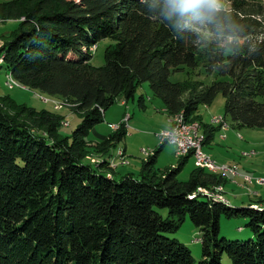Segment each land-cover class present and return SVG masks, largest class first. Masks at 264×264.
I'll return each instance as SVG.
<instances>
[{
	"label": "trees",
	"instance_id": "1",
	"mask_svg": "<svg viewBox=\"0 0 264 264\" xmlns=\"http://www.w3.org/2000/svg\"><path fill=\"white\" fill-rule=\"evenodd\" d=\"M228 2L203 26L166 20L156 0L0 2V21L18 24L0 35V72L70 103L82 118L62 137L61 115L0 96V264H196L167 236L188 216L202 234L198 264H227L225 255L228 264H264V200L222 202L214 193L227 179L201 167L180 181L191 155L157 172L165 144L144 159L138 177L117 178L111 160L128 135L124 122L102 141L88 140L107 111L134 100L145 83L171 118L200 124L204 145L220 127L199 108L220 95L226 121L264 129V0ZM203 32L232 42L206 43ZM104 40L112 43L97 67L93 49ZM200 66L217 76L209 85L171 81ZM139 102L145 107L144 96ZM92 152L102 157L94 165L85 162ZM223 215L248 219L251 239L220 237Z\"/></svg>",
	"mask_w": 264,
	"mask_h": 264
},
{
	"label": "rangeland",
	"instance_id": "2",
	"mask_svg": "<svg viewBox=\"0 0 264 264\" xmlns=\"http://www.w3.org/2000/svg\"><path fill=\"white\" fill-rule=\"evenodd\" d=\"M9 1L12 0H0V2ZM219 9H229L228 0H219ZM198 23L203 26L202 23ZM17 26L15 21H0V35L12 32ZM203 34L206 43L213 41L218 46L223 47L232 42V39H215L209 33L203 32ZM2 43L3 41L0 39V46ZM111 43V40H104L93 49L96 52L93 59L95 66L104 65V51ZM216 77L215 74L207 73L203 66H200L194 71L187 69L184 72L173 74L171 81L184 82L188 80L199 86H204L209 85ZM0 96H10L17 104L26 105L38 111L47 110L61 115L63 117L60 129L62 137H71L73 131L82 121L80 114L73 110L70 103L19 85L11 75H8L6 70L0 72ZM141 96H144L145 107L140 105ZM122 102L124 103L122 104ZM224 107L225 100L220 95L211 106H201L199 113L205 122L213 124V119L216 117L224 118ZM126 117L128 119H125ZM170 118L171 116H169V128H173L179 118ZM122 122L127 125L128 135L119 144L117 150L113 152L116 158H112L111 163L115 169L119 168L117 178L128 173L138 177L142 170L143 161L147 158L144 151L153 152L160 148L162 144L158 136L168 125V113L162 101L153 95L148 83L140 86L134 100L129 101L126 105L125 101H120L112 106L107 111L104 122L95 126L90 132L88 140L93 143L102 141L104 137L118 129L116 126ZM225 123L228 124V129L218 126L220 131L216 133L214 140L209 145H204L203 148L207 158L217 163V170L212 174H220L227 179L223 187L215 189V197L237 207L247 206L260 199L264 200V129L238 128L226 120ZM198 132L199 136L203 137L204 143L201 126ZM125 149L126 153H123ZM101 158L100 155L92 152L85 159V162L94 165ZM179 161L180 158L176 155V147L165 144L159 154L155 170L161 172L171 168L172 165L177 167ZM195 166L204 169L197 158L190 157L179 175V180L188 181ZM228 167L234 168V171ZM158 212L164 218L168 217L167 210L158 209ZM247 223L248 219L246 218H228L223 215L220 220V237L239 241L251 239L252 233L247 227ZM167 236L185 245L190 250L196 264L202 260V234L191 222L189 216L178 232ZM224 262L227 264L230 262L227 255L224 256Z\"/></svg>",
	"mask_w": 264,
	"mask_h": 264
},
{
	"label": "clouds",
	"instance_id": "3",
	"mask_svg": "<svg viewBox=\"0 0 264 264\" xmlns=\"http://www.w3.org/2000/svg\"><path fill=\"white\" fill-rule=\"evenodd\" d=\"M156 10L178 26L188 23H214L219 0H156Z\"/></svg>",
	"mask_w": 264,
	"mask_h": 264
},
{
	"label": "bare ground",
	"instance_id": "4",
	"mask_svg": "<svg viewBox=\"0 0 264 264\" xmlns=\"http://www.w3.org/2000/svg\"><path fill=\"white\" fill-rule=\"evenodd\" d=\"M177 119L179 118V120L175 125L174 129V135H167V144H174V139L175 141H182V140H191V130L197 135V137H200L202 139L201 141V148H204V143H203V137L199 136V124H191L185 121L183 114H179L177 116ZM221 122H223V126L222 125H218V119L217 117L215 119H213V124L222 127L223 129L226 128L228 129V124L225 123L224 118H220ZM187 153H191V146H183V147H176V155L179 158H183L188 156ZM197 160L202 164V167L205 168L207 171L213 173L217 170V166L215 163L209 162V161H205V160H201L199 158H197ZM207 160H211L209 158H207ZM214 162V161H213ZM218 173V172H217ZM228 174V172H227Z\"/></svg>",
	"mask_w": 264,
	"mask_h": 264
},
{
	"label": "built area",
	"instance_id": "5",
	"mask_svg": "<svg viewBox=\"0 0 264 264\" xmlns=\"http://www.w3.org/2000/svg\"><path fill=\"white\" fill-rule=\"evenodd\" d=\"M125 119H128V117H126ZM217 119H218V125L223 126V122H221L220 117H217ZM118 127L119 126H116V128ZM174 129L175 128L170 127L169 129H166L159 134L158 137L160 139L161 144H167V135H174ZM201 141L202 139L200 137H197V135L191 130V140L175 141L174 139V144L171 145L175 147L191 146V153H187V155H191L193 158H199L201 160H205L217 164L212 160H207V155L204 152V150L201 148ZM144 152L147 156L152 154V152H148V151H144ZM228 168L234 171V168L232 167H228ZM257 183L259 184V182Z\"/></svg>",
	"mask_w": 264,
	"mask_h": 264
},
{
	"label": "crops",
	"instance_id": "6",
	"mask_svg": "<svg viewBox=\"0 0 264 264\" xmlns=\"http://www.w3.org/2000/svg\"><path fill=\"white\" fill-rule=\"evenodd\" d=\"M123 103H124V102H122V104H123ZM125 105H126V103H125ZM169 125H170V124H169V115H168V125H167V128H166V129L169 128ZM166 129H165V130H166ZM112 130H113V129H112ZM125 153H126V149H125ZM114 157L116 158V155H115ZM172 166H174V165H172ZM118 170H119V168L116 169L117 172H118ZM118 173H119V172H118Z\"/></svg>",
	"mask_w": 264,
	"mask_h": 264
}]
</instances>
